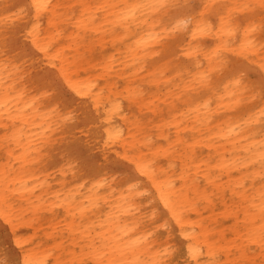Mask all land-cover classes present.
<instances>
[{"label":"bare ground","instance_id":"bare-ground-1","mask_svg":"<svg viewBox=\"0 0 264 264\" xmlns=\"http://www.w3.org/2000/svg\"><path fill=\"white\" fill-rule=\"evenodd\" d=\"M34 2L0 0V38L27 22V17L17 18L19 10L11 6ZM48 2L53 5L52 22L47 17L42 21L45 37L75 82L100 96V112H106L105 103L119 105L112 122L126 133V144L121 147L153 166L164 177L163 184L172 185L166 194L176 217L166 225L156 223L159 216L147 210L148 202L141 203L139 194L118 187L119 180L99 188L101 195L91 196L95 202L91 206L87 195L91 185L79 186L85 180L75 165L77 157L82 158L91 147L89 137L99 139L98 132L78 119L64 121L36 94L31 70L18 71L11 57L0 54V105H7L0 108V203L7 199L18 210L21 219L16 232L23 247L47 264H71L74 258H84L77 251L81 233L95 237L102 230L110 257L116 261L152 264L162 250L182 243L186 251L193 242L212 245L221 264H236L249 224L256 219L245 213L260 183L248 163L252 145L245 137L250 133L229 135L227 128L239 123L259 100L239 93L233 100L227 82L217 81L208 94L185 86L198 56L199 65L210 63L217 37L200 34L194 23L179 34L171 31L180 20L188 19L174 8H146L132 21L121 18V5L159 0ZM238 15L245 17L238 24L247 26L248 14L241 11ZM255 19L259 21V16ZM212 24L219 28L216 18ZM253 39V51L227 55L238 61L247 57L259 69L264 60V34L257 31ZM253 76L258 77L259 71ZM9 80L10 85L4 83ZM70 192L74 196L68 203L65 197Z\"/></svg>","mask_w":264,"mask_h":264},{"label":"snow or ice","instance_id":"snow-or-ice-1","mask_svg":"<svg viewBox=\"0 0 264 264\" xmlns=\"http://www.w3.org/2000/svg\"><path fill=\"white\" fill-rule=\"evenodd\" d=\"M120 7L124 10L121 18L126 21L136 19L141 10L146 8L156 11L177 9L179 15H185L188 19L180 20L171 31L179 34L189 23H194L200 34L217 37V47L210 63L207 66L199 65L198 56L197 66L188 74L185 86L200 91L207 90L205 94H208L217 81L227 82L232 86L233 100L237 99V93L259 100L255 109L246 113L239 123L229 124L227 132L229 135H240L245 131L250 133L245 137L252 145L248 163L249 166H254L250 167L251 174L253 178L258 176L260 183L258 192L248 201L249 211L245 215L254 216L256 219L249 224L244 236L246 243L242 246L241 258L236 264H264V60H261L259 69H255L247 62V57L238 61L234 56L227 55L228 52L243 55L245 51L254 50L253 34L257 31L264 34V0L243 4H170L166 0H159L154 4L132 3ZM11 8L19 10L16 12L17 18L28 19L0 38V54L11 57L18 71L22 68L25 71L31 70L32 86L36 94L64 121L78 119L98 132L99 139L89 137L91 147L82 158L77 157L79 163L75 165L82 173L80 179L85 180V184L79 186L84 188L91 185L87 193L91 206H95L91 196L101 195L99 188L111 187L119 180L121 183L118 187L143 197L140 202L147 201V210L159 216L156 223L166 225L169 218L176 217L175 209L170 203L171 197L166 194L172 185L163 184L164 177L157 174L153 166L138 159L126 147H121L126 144V133L112 122V116L118 111L119 105L113 103L108 107L105 103L106 112H100V96L96 92L89 93L70 75L65 62L45 37L43 30L42 21L46 17L49 24L52 22L53 5L48 0H35L34 3L26 5L14 4ZM241 11L248 14L247 26L238 24L239 20L245 19L238 15ZM256 16H259V21L255 19ZM213 18L218 20L219 28L213 27ZM234 36L235 40L232 39ZM256 71H259L258 77L253 76ZM4 83L10 85L11 81ZM6 107L7 105H0V108ZM87 177L92 179H86ZM242 187L247 188V185ZM107 190L108 188H104V191ZM73 196L70 192L65 197L66 202L71 203ZM20 219L18 210L10 201L4 199L0 203V264H47L44 259L37 258L23 247L19 233L16 232ZM81 236L77 251L84 258H74L71 264H136L134 260H113L102 230L97 231L95 237L86 233H81ZM215 257L216 252L212 245L189 242L186 251L182 243L162 250L159 258L152 264H221Z\"/></svg>","mask_w":264,"mask_h":264}]
</instances>
